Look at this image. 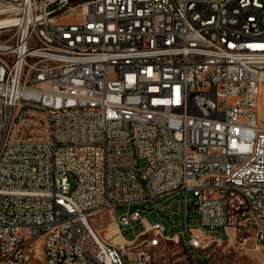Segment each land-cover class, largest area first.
Listing matches in <instances>:
<instances>
[{"label":"built area","instance_id":"2783aa9c","mask_svg":"<svg viewBox=\"0 0 264 264\" xmlns=\"http://www.w3.org/2000/svg\"><path fill=\"white\" fill-rule=\"evenodd\" d=\"M263 85L264 0H0V264L264 256Z\"/></svg>","mask_w":264,"mask_h":264},{"label":"rangeland","instance_id":"374dc122","mask_svg":"<svg viewBox=\"0 0 264 264\" xmlns=\"http://www.w3.org/2000/svg\"><path fill=\"white\" fill-rule=\"evenodd\" d=\"M69 20L76 18L67 17ZM261 102L263 103L259 112L264 117V88H262ZM95 226L100 235L106 237V231L109 227L108 235L116 230L113 225V219L109 214H105L95 218ZM112 231H110L111 229ZM141 231V227H137L135 231L123 230V236L127 240H133L135 235ZM114 241V237L112 238ZM115 242V241H114ZM156 262L159 264H264V256L257 250H239L228 243L217 244L212 243L209 252L200 255L196 260H192L185 256L181 247L174 242L163 240L161 245L155 250Z\"/></svg>","mask_w":264,"mask_h":264},{"label":"bare ground","instance_id":"6f19581e","mask_svg":"<svg viewBox=\"0 0 264 264\" xmlns=\"http://www.w3.org/2000/svg\"><path fill=\"white\" fill-rule=\"evenodd\" d=\"M59 101H73V94L60 93ZM111 229V228H110ZM112 231V229L110 230ZM117 230H113L110 234L111 237L115 238L114 241L118 244L126 246L127 243L121 238L120 235H117ZM49 237H56V230H49ZM161 237V230L158 229H148L141 230L138 233V239H133L131 242V249L133 252H141L142 245H147V241L153 240L155 238ZM163 240H160V245ZM170 241V240H167ZM212 241H205L202 246V253L209 252ZM34 245V233H24L23 241H16L14 244V259H21L22 255H28V248ZM158 244L149 245V259L151 263L156 262L155 250L158 248ZM182 249H190V242H182ZM39 255L43 258H50V249L47 247H39ZM88 264H101V263H88Z\"/></svg>","mask_w":264,"mask_h":264},{"label":"trees","instance_id":"16d2710c","mask_svg":"<svg viewBox=\"0 0 264 264\" xmlns=\"http://www.w3.org/2000/svg\"><path fill=\"white\" fill-rule=\"evenodd\" d=\"M72 2L86 1V0H71Z\"/></svg>","mask_w":264,"mask_h":264},{"label":"crops","instance_id":"0c3cea01","mask_svg":"<svg viewBox=\"0 0 264 264\" xmlns=\"http://www.w3.org/2000/svg\"><path fill=\"white\" fill-rule=\"evenodd\" d=\"M263 88H264V85H263ZM262 104H263V103L261 102V106H262ZM261 117L264 119V117H263V116H261Z\"/></svg>","mask_w":264,"mask_h":264}]
</instances>
